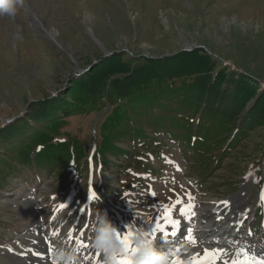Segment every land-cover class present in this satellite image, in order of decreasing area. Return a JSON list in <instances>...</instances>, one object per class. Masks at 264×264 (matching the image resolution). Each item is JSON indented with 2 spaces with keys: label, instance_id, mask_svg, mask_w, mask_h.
<instances>
[{
  "label": "rangeland",
  "instance_id": "374dc122",
  "mask_svg": "<svg viewBox=\"0 0 264 264\" xmlns=\"http://www.w3.org/2000/svg\"><path fill=\"white\" fill-rule=\"evenodd\" d=\"M25 1L36 11L41 25L33 22L23 5L14 16H0V127L10 120L19 125L30 122V106L63 97L74 77L89 72L101 59L117 61L116 55H123L128 67L139 69L145 59L161 62L172 57L177 69L191 64L207 67L212 61L208 67V76L214 79L211 90L220 91L240 77L253 92L242 105L245 108L264 88V0ZM189 51L197 52L186 55L183 64L176 62ZM202 59L205 66L198 63ZM107 104L66 118L55 140L80 139L86 144L87 160H68L71 164L63 179L54 176L61 172L56 167L45 172L19 164L16 171H0V264H43L45 259L35 255H43L49 243L51 249L53 240L63 236L69 245L77 244V257L87 255L102 264V255L90 243L97 223L90 220L98 221L101 213L122 234L132 225L133 233L147 232L158 248H170L171 253L176 245L164 240L180 243L177 249L183 264H201L206 248H218L213 241H205L211 227L216 232L226 226L225 236L231 238L227 244L230 254L226 247L221 248L218 264L234 260L247 264V257L264 258V119L209 173L191 172L173 145L170 152H162L163 159L149 157L155 175L142 174L131 155L121 160L110 157L112 163L105 166L104 157L92 160L99 139L97 129L113 108ZM16 143L15 136L7 139L0 133V155ZM121 144L129 151H142ZM7 161L9 165L17 159ZM4 166L0 164V168ZM141 180L143 186L135 183ZM227 183L233 184L232 189L226 188ZM166 207L180 221L176 235H164L157 228L158 224L165 230L174 228L164 219ZM218 207L219 219L211 222L216 224H210L203 236H196L198 213L208 209L212 218ZM181 211L187 214L181 216ZM209 217L201 223L207 224ZM85 220L90 225L82 228ZM192 229L195 244L186 242ZM81 243L84 247L78 246ZM193 248L198 252L192 256ZM197 254L199 258L193 259ZM171 255V264L179 261ZM207 264H212L211 259Z\"/></svg>",
  "mask_w": 264,
  "mask_h": 264
},
{
  "label": "trees",
  "instance_id": "16d2710c",
  "mask_svg": "<svg viewBox=\"0 0 264 264\" xmlns=\"http://www.w3.org/2000/svg\"><path fill=\"white\" fill-rule=\"evenodd\" d=\"M190 52L196 54L197 51ZM186 55L191 53L183 52L176 62L183 64ZM122 56L116 55L117 61L109 57L101 59L92 70L74 77L63 97L59 95L30 106V122L19 125L16 120H10L2 125V138L15 136L17 143L9 147L5 155H0V164L8 166L0 171H16L19 164L24 168L35 166L45 172L56 167L61 172H54V176L63 179L71 164L67 161L87 160V148L76 137L69 136L66 140H55V137L68 116L98 110L105 102L113 108L97 129L99 139L92 160L98 156L102 161L104 157L102 165L105 166L112 163L110 157L121 160L131 155L135 168L142 174L155 175L149 157L163 159L162 152L173 145L183 155L191 172L209 173L264 119V88L257 96L255 91L252 105L242 107L249 101L252 88L236 77L224 89L212 91L214 79L208 76L212 61L207 67L191 64L177 69L172 57L161 62L145 59L139 69L128 67ZM204 62L202 59L198 63ZM204 71L205 75L201 76ZM111 76L114 77L111 79ZM116 130L118 133L112 134ZM121 143L140 147L142 151H129ZM9 158H16V163L8 165ZM138 182L139 186L145 184L144 180L135 183ZM232 186L227 183L226 188L232 189Z\"/></svg>",
  "mask_w": 264,
  "mask_h": 264
},
{
  "label": "clouds",
  "instance_id": "9594fccd",
  "mask_svg": "<svg viewBox=\"0 0 264 264\" xmlns=\"http://www.w3.org/2000/svg\"><path fill=\"white\" fill-rule=\"evenodd\" d=\"M23 0H0V16L16 15ZM134 253L127 251V243L118 237V230L101 213L90 236L91 246L102 255V264H119V258L129 255L131 264H171L168 252L158 248L143 230H136L130 237ZM77 259V249L57 246L52 253L51 264H73Z\"/></svg>",
  "mask_w": 264,
  "mask_h": 264
},
{
  "label": "snow or ice",
  "instance_id": "6c2138e0",
  "mask_svg": "<svg viewBox=\"0 0 264 264\" xmlns=\"http://www.w3.org/2000/svg\"><path fill=\"white\" fill-rule=\"evenodd\" d=\"M251 175V174H250ZM153 195H155V193H152ZM95 197V193H93V198ZM261 198L264 199V193L261 194ZM222 204H224L225 206L228 205V201H222L221 202ZM61 208L64 207V205H61L60 206ZM191 207V206H189ZM187 213L185 211H181V216H185ZM194 214V213H193ZM164 219L169 223L171 224L173 227H177L179 226L180 224V221L177 220V219H173L172 218V213L169 211V209L166 207L165 210H164ZM157 228L160 229V232L164 235H167V232L164 228H161V226L158 224L157 225ZM155 231V230H154ZM133 234V226L132 225H129L128 229L122 234L121 232L118 231V237L120 239H122L123 241H125L127 243V251L129 253H134L135 252V249L133 248L132 246V243H131V240L129 239V237ZM146 235H148L147 232H145ZM172 235H176V232H172L171 233ZM57 233H53V236H56ZM68 236L71 237L72 236V233L69 232L68 233ZM188 240L195 244L196 243V240L195 238L192 236L191 234V231L189 230L188 232V236H187ZM79 247H84V245L81 243L78 245ZM177 251H179L177 249ZM223 254V249H219V248H216V249H205L204 250V257H205V261H202L201 264H207V260L208 259H211L212 261V264H218V261H219V258H220V255ZM200 256V254H197L196 257H193V259H198ZM119 264H131V258L129 255H124V256H121L119 258ZM174 264H183L182 261H176L174 262ZM224 264H228L227 261L224 262ZM232 264H237V261H232ZM247 264H264V258L262 259H257L256 257L254 256H251V257H247Z\"/></svg>",
  "mask_w": 264,
  "mask_h": 264
},
{
  "label": "bare ground",
  "instance_id": "6f19581e",
  "mask_svg": "<svg viewBox=\"0 0 264 264\" xmlns=\"http://www.w3.org/2000/svg\"><path fill=\"white\" fill-rule=\"evenodd\" d=\"M23 6L26 8V11H27V13H28V15L30 16V18L33 20V22L34 23H38V24H40L39 22H40V20H39V17H38V15L36 14V11L35 10H33L29 5H28V3L25 1V0H23ZM41 25V24H40ZM214 211H216L218 214L216 215V216H214V217H209L210 216V213H209V210L208 209H203L202 211H200L199 213H198V215H197V221L195 222V227L197 228V229H195V235L196 236H202L203 235V233H205V231L209 228V226H210V224H216V223H211L213 220V218H215L216 220L217 219H219L218 217L220 216V214H219V212H220V207H218V208H215L214 209ZM209 213V214H208ZM205 217H209L208 219H209V222H207V224H203V223H201V219L202 218H205ZM225 228H226V226L225 227H222V228H220V229H218L216 232H214V233H212V234H210L209 236H207V238L208 239H206V240H209V239H211V240H213V238H215V237H218L219 236V239H222L223 240V244H226V242H227V238L228 237H226L225 236V233H227L226 232V230H225ZM231 228V227H230ZM198 230V231H197ZM200 233H202V234H200ZM218 235V236H217ZM68 239V238H67ZM66 239L65 238H58V240H56V241H54L53 243H51V249L50 250H48L47 252H46V254L45 255H43V256H45L47 259H51V257H52V253H53V251H52V248H56L57 246H65L66 244ZM175 247V246H174ZM174 247H172V254L175 256L174 258H176V260L178 259L179 261H182V258L183 257H181V254L182 253H179V251H177V248H179V247H177V248H174ZM227 248V245H225L223 248ZM179 250V249H178ZM195 252H198V250L197 249H195V248H193L192 249V251H191V255L193 256V253H195ZM185 255V254H184ZM187 256V255H186ZM44 257V258H45ZM49 260H47V261H49ZM170 260H172V259H170ZM74 263V262H73Z\"/></svg>",
  "mask_w": 264,
  "mask_h": 264
}]
</instances>
